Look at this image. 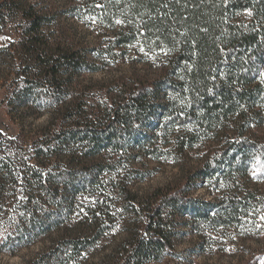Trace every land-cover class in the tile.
I'll return each mask as SVG.
<instances>
[{
    "label": "rangeland",
    "instance_id": "374dc122",
    "mask_svg": "<svg viewBox=\"0 0 264 264\" xmlns=\"http://www.w3.org/2000/svg\"><path fill=\"white\" fill-rule=\"evenodd\" d=\"M87 2L23 0L44 18L37 35L26 33L22 15L11 17L6 11L5 26L0 22V164L15 173L7 179L0 176V240L18 237L19 226L46 215L42 208L51 216L48 222L56 221L14 253L0 248V264H127L136 247L133 237L145 234L142 221L156 195L161 199V193L183 186L202 168L206 155L219 147L212 138L179 152L160 130L157 140L150 139L162 126L161 111L133 124L138 135L149 137L144 148L130 135L124 136L123 149L94 156L85 142H62L60 130L105 123L106 108L127 101L135 89L152 90V84L159 83L156 103L168 97L160 85L168 51L143 39L116 43L125 9L116 11L112 22H104L90 14L94 8ZM44 50L54 59L74 54L80 63L77 70L63 72L58 90L51 80L42 84L37 76L36 58ZM32 83L37 88L26 92ZM230 125L232 130L234 121ZM179 130L186 135L195 129L183 124ZM250 131L264 141L263 122L254 123ZM69 171L79 172V190L68 185ZM240 182L244 190H258L261 197L243 226L195 228L189 217L169 210L165 216L168 228L173 227L174 251L143 264H264V161L254 163ZM42 183L60 190L65 197L61 205L49 199ZM191 183L189 195L194 198L211 200L222 193L206 180ZM72 240L86 241L85 247L67 251L64 243ZM59 249L67 253L58 257Z\"/></svg>",
    "mask_w": 264,
    "mask_h": 264
},
{
    "label": "trees",
    "instance_id": "16d2710c",
    "mask_svg": "<svg viewBox=\"0 0 264 264\" xmlns=\"http://www.w3.org/2000/svg\"><path fill=\"white\" fill-rule=\"evenodd\" d=\"M90 3L94 8L90 14L104 22H112L116 11L125 9L127 15L116 32V43L126 45L143 39L168 51L162 70L164 81L160 84L166 87L168 97L162 104L156 103L155 88L159 83H153L152 90L135 89L127 101L106 108L105 123L92 122L81 129L60 130L62 142H85L88 154L94 156L106 150L123 149L124 136L130 135L144 148L149 137L138 135L133 124L144 122L158 111L162 112L159 115L162 126L155 129L150 139L157 140L160 130L171 138L169 142L179 152L193 148L204 139L216 138L219 142V147L206 155L202 168L183 186L161 193V199L160 194L156 195L142 221L144 236L133 235L131 243L136 247L127 264L147 263L160 259L166 251H174L173 227L168 228L165 216L169 210L189 217L195 228L203 225L214 231L220 227L243 226L249 212L261 204L260 192L244 190L240 181L254 163L264 161V141L250 131L254 123H264V0H89L87 5ZM6 11L11 17H24L26 33H40L43 16L23 0L2 1L0 22L4 26ZM30 43L32 47L33 40ZM36 59L37 76L42 84L51 80L57 90L62 86L59 79L63 72L75 71L80 65L74 54L54 59L47 50L38 53ZM34 82L37 86L41 84ZM35 83L26 92L36 89ZM183 124L193 126L194 132L184 135L179 130ZM14 174L9 165L0 164L2 179ZM65 176L71 188H79L78 171L66 172ZM197 179L209 181L214 184L212 187L222 190L220 197L206 200L189 195L191 181ZM42 186L52 202L62 204L65 197L58 188L51 190L43 183ZM24 208H29L28 204ZM42 211L46 215L39 220L33 217L19 226L18 237L0 240V248L14 253L52 229L56 221L48 222L50 214L44 208ZM64 244L67 251L78 252L86 241ZM67 251L59 249L57 256L62 257Z\"/></svg>",
    "mask_w": 264,
    "mask_h": 264
}]
</instances>
